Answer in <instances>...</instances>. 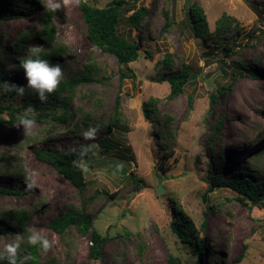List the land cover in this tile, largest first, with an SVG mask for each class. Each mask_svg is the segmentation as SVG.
Returning <instances> with one entry per match:
<instances>
[{
	"label": "rangeland",
	"instance_id": "1",
	"mask_svg": "<svg viewBox=\"0 0 264 264\" xmlns=\"http://www.w3.org/2000/svg\"><path fill=\"white\" fill-rule=\"evenodd\" d=\"M78 1L0 0V76L4 82H26L19 66L21 54L13 52L11 44L27 33L28 48L42 47L35 33L42 32L48 12L57 28L56 42L68 46L58 61L63 79L82 73L92 51L100 67V78L79 87L71 105L75 111L72 122L54 127L55 134L40 120H34L28 135L20 120L0 125V186L25 190L0 193V212L8 208L31 210L27 231L46 236L52 243L47 251L40 248L44 264H169L170 253L179 255L185 264H264V225H260L264 205L251 209L232 189L218 187L209 179V170L224 178L246 173L254 180L264 179V154L255 155L264 145V0H138L137 7L146 4L150 8L145 24L139 30L124 22L119 26L125 36L142 43L141 55L129 64L136 74L134 81H121L117 58L88 40ZM87 1L103 7L112 0ZM57 3L59 9H55ZM194 3L205 10L212 31L223 14L238 19L239 29L229 36L238 44L231 57H224V44L211 41L207 45L187 25ZM30 6L36 10L33 15L26 14ZM167 53L175 56V71L183 59L196 73L184 92L172 99L167 98L169 82L154 80L161 74V61ZM240 60L260 76L245 72L236 62ZM102 74L107 78L101 79ZM223 85L228 88L219 91ZM212 94L217 100L210 107ZM118 96L122 121L129 130L113 128L107 133L104 123L114 113ZM152 97L162 99L160 110L175 119L176 140L167 152L160 146L162 136L142 110L143 102ZM0 102H8L2 89ZM1 117L10 118L7 111ZM79 117L88 129L81 127L73 134L72 125ZM220 119L222 125L213 135ZM158 122H163L161 117ZM89 129L95 130L94 135L85 137L83 133ZM87 143L93 152L84 162L89 181L84 207L92 213L94 228L109 236L98 260L89 256V236L74 234L68 247L48 227L49 221L70 204L80 205L82 197L34 152V148L60 151ZM20 168L28 183L12 175ZM176 206L197 225L205 219L204 212L208 213L204 249L198 261L191 253L194 245L181 241L172 230ZM5 229L9 227L0 217V251L24 239L16 230L6 234ZM140 240L146 244L141 252ZM241 254L242 260L237 261Z\"/></svg>",
	"mask_w": 264,
	"mask_h": 264
},
{
	"label": "trees",
	"instance_id": "2",
	"mask_svg": "<svg viewBox=\"0 0 264 264\" xmlns=\"http://www.w3.org/2000/svg\"><path fill=\"white\" fill-rule=\"evenodd\" d=\"M137 1L138 0H133L132 2L129 0H112L103 7L92 5L87 0L78 1L83 19L87 24L88 40L93 46L100 48L104 53L113 54L117 58L121 81H125L127 78H131L133 81L136 80V74L131 71L129 64L137 60L143 50L140 41L128 38L119 30V26L123 22L136 30L141 29L145 24L150 8L146 4L137 7ZM35 13V8L31 6L28 7L26 14L33 15ZM44 16H47V20H44L42 32L35 33L43 42L40 56L50 63L55 64L58 63L60 57L67 52L68 46L56 42L57 28L51 20L52 13L48 12ZM189 16L190 19L187 21V25L192 29L197 38L202 39L207 45H209L211 41L224 44V57H226V59L234 54V50L238 47V44L234 38L229 39V36L235 29H239L240 26L235 16L223 14L218 20L214 31L210 28L205 10L199 4L194 3L190 6ZM27 37L28 35L25 33L11 44V50L20 53V58L27 54ZM236 62L241 64L245 72L253 76H260L253 67H250L243 61L240 60ZM161 64V74L155 77L154 80L158 82H169L170 93L167 98H175L184 92L186 85L196 73L193 72L191 66L183 59L180 60L179 69L175 71L176 62L175 56L172 53H167L163 61H161ZM84 69L82 73L70 79H63L57 90L50 94L48 100L44 102H41L36 93L30 88H25L23 95L18 94L17 87L19 85H26V82L20 80L4 82L0 76V90H3V96L8 99L7 104L0 102V125L6 122L13 123L21 120V117L26 115V110L31 109V111L27 113V118L46 122L49 128H52L50 133L55 134L54 127L59 124L72 122L71 120L75 115V111L71 109V105L75 100L79 87L100 78L98 77L100 74V67L94 59V51L88 55V60L84 64ZM105 78L107 77L102 74L101 79ZM233 78H235V75ZM227 88L228 86L223 85L219 88V91ZM216 100L217 96L212 94L210 107L213 106ZM161 101L162 99L160 98L152 97L143 102L142 110L145 118L151 122L162 136L163 140L160 146L167 152L171 145L170 143L176 140V130L173 127L175 119L171 114L162 113L159 108ZM193 102L194 99L191 96L189 103L191 108L193 107ZM4 111L8 112L10 116L9 120L1 117V113ZM160 117L163 122L159 123L158 119ZM83 120V117L77 119V122L72 125L71 133L74 134L79 132L81 127L88 129V125ZM222 122L223 120L220 119L215 124L213 135L219 130ZM104 126V130L107 133L112 131L113 128L125 131L129 130L127 125L122 121L120 96H118L114 113L110 115L107 122L104 123ZM100 142L103 144L102 140H100ZM106 146L105 144V147ZM34 152L39 160L52 166L59 174L64 176L75 189L79 190L82 197V203L80 205L75 203L70 204L65 211L60 212L49 221L48 227L59 234L68 247L72 246V236L74 234L89 236L91 241L89 256L93 260L102 259L104 254L103 250L109 241V236L103 235L94 228L95 221L92 213L87 211L84 207V201L86 200L84 197L89 187V181L85 175L84 162L93 152L92 145L87 143L81 147L79 146L74 149L60 151L51 147H42L34 148ZM262 154H264V145L257 149L255 153V155L259 157H261ZM12 175L28 183V178L23 168L16 169ZM209 179L212 184L218 187L232 189L238 194V200L251 209L256 205H264V179L254 180L246 173L237 177L224 178L223 175L215 174L212 170H209ZM135 180L139 181L141 179ZM137 189H139V187ZM24 192L25 190L18 191L0 186V193L2 194H20ZM176 208H178V214H176L171 222L172 230L178 235L181 241L194 245V249L191 253L198 257V261L199 255L204 249V233L206 230V217L208 213L207 211L204 212L205 219L200 225H197L185 211H182V207L179 208L176 206ZM212 208L214 207H209L208 209L211 210ZM0 217L9 227V229L3 230L6 234L16 230V232L24 236V239L19 242L20 249L16 257L17 264H44L40 256L41 247L29 245L25 235L27 224L31 218V210L26 208H8L0 212ZM260 225H264V218L261 220ZM255 229H253V232ZM138 245L140 246V252L142 250L144 251L146 244H144L142 240H140ZM242 256L241 254L237 261H241L243 258ZM221 257L222 256H216V258ZM168 262L169 264H185L182 258L174 253L169 254ZM5 264H7L6 261Z\"/></svg>",
	"mask_w": 264,
	"mask_h": 264
},
{
	"label": "clouds",
	"instance_id": "3",
	"mask_svg": "<svg viewBox=\"0 0 264 264\" xmlns=\"http://www.w3.org/2000/svg\"><path fill=\"white\" fill-rule=\"evenodd\" d=\"M60 4L55 5V9H59ZM27 54L20 58L19 66L24 72L26 85H19L17 92L23 95L25 88L32 89L41 102L47 101L49 95L54 93L64 78L62 67L59 63H50L48 60L41 58V46L32 45L26 50ZM31 109L26 110V115L21 117L20 124L24 128L26 135L30 134L34 120L27 118V113ZM93 129H89L83 133L85 137L94 135ZM31 187V185H28ZM27 243L32 246L42 247L47 251L52 243L46 236L37 232L26 231ZM20 249L19 242L9 243L3 251H0V264H17L16 257Z\"/></svg>",
	"mask_w": 264,
	"mask_h": 264
},
{
	"label": "water",
	"instance_id": "4",
	"mask_svg": "<svg viewBox=\"0 0 264 264\" xmlns=\"http://www.w3.org/2000/svg\"><path fill=\"white\" fill-rule=\"evenodd\" d=\"M159 191H162V186L161 185L159 186ZM206 194L204 195V201L206 200Z\"/></svg>",
	"mask_w": 264,
	"mask_h": 264
}]
</instances>
